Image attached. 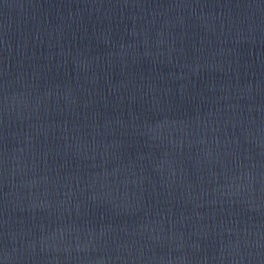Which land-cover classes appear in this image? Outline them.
<instances>
[{
	"label": "water",
	"instance_id": "water-1",
	"mask_svg": "<svg viewBox=\"0 0 264 264\" xmlns=\"http://www.w3.org/2000/svg\"><path fill=\"white\" fill-rule=\"evenodd\" d=\"M0 264H264V0H0Z\"/></svg>",
	"mask_w": 264,
	"mask_h": 264
}]
</instances>
